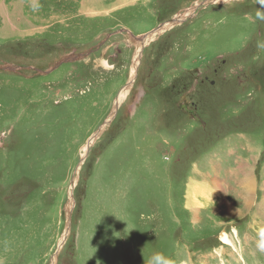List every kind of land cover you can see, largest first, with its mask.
Instances as JSON below:
<instances>
[{"label": "rangeland", "instance_id": "1", "mask_svg": "<svg viewBox=\"0 0 264 264\" xmlns=\"http://www.w3.org/2000/svg\"><path fill=\"white\" fill-rule=\"evenodd\" d=\"M220 1L0 0V65L90 50L0 71V264H264V0Z\"/></svg>", "mask_w": 264, "mask_h": 264}, {"label": "water", "instance_id": "2", "mask_svg": "<svg viewBox=\"0 0 264 264\" xmlns=\"http://www.w3.org/2000/svg\"><path fill=\"white\" fill-rule=\"evenodd\" d=\"M208 2H209V0H207ZM211 1H216V0H211ZM206 3H197L196 5H205ZM195 8V7H194ZM193 8V9H194ZM170 23H172V22H175V20L174 19H172L171 21H169ZM177 22V21H176ZM165 25L166 24H161L159 27H157L156 29H154L152 32H150V33H148V34H145V35H142V36H139V37H133L132 36V38L135 40V41H137V42H139V44H143L145 41H146V39L149 37V36H151V35H155L156 33H158L159 31H160V29L162 28H164L165 27ZM165 29V28H164ZM145 47V45H143V48ZM142 48V49H143ZM89 52H90V50L89 51H87V52H82V53H69V54H66V55H64V56H62L61 57V59L58 61H54V63L52 64V66L50 67V68H48L44 73H42L41 75H47V74H49V73H51L59 64H66V63H72V62H76V61H81V60H83L88 54H89ZM141 52V51H140ZM140 52L138 53V57L140 56ZM57 65V66H56ZM55 66V67H54ZM11 69H13L10 65H0V71H3V70H11ZM136 72H137V69H136ZM135 76H136V73H135V75H134V77H133V80L131 81L130 79H129V81L127 82V84L125 85V88H130L131 87V85L133 84V81H134V79H135ZM118 107H119V102L116 100V103L114 104V108H116V109H118ZM116 112H117V110H116ZM116 112L115 111H112V114H111V117H110V119L111 118H113L114 116H115V114H116ZM110 122V120H108V121H104L103 122V124H102V126H104V125H106V124H108ZM102 132V129L99 127L97 130H96V132L92 135V137L88 140V142H87V145H86V152H85V155H86V153L88 152V149L90 148V144H91V141L93 140V139H96V137L97 136H99L100 135V133ZM84 155V156H85ZM84 159V157H82L81 158V160H80V162H82V160ZM76 172V171H75ZM74 183H75V177L73 176L72 177V179H71V181H70V185L72 186H74ZM69 199H70V203H71V205H68V209H67V220H66V230H69V226H70V223H71V214H72V209H73V207H74V199H73V193L71 192L70 194H69ZM73 205V206H72ZM54 258V257H53ZM52 263H53V260H52Z\"/></svg>", "mask_w": 264, "mask_h": 264}, {"label": "clouds", "instance_id": "3", "mask_svg": "<svg viewBox=\"0 0 264 264\" xmlns=\"http://www.w3.org/2000/svg\"><path fill=\"white\" fill-rule=\"evenodd\" d=\"M264 18V17H262ZM261 249H264V240L260 242ZM147 264H175V261L166 256L163 252L154 251L148 258Z\"/></svg>", "mask_w": 264, "mask_h": 264}, {"label": "bare ground", "instance_id": "4", "mask_svg": "<svg viewBox=\"0 0 264 264\" xmlns=\"http://www.w3.org/2000/svg\"><path fill=\"white\" fill-rule=\"evenodd\" d=\"M177 22H178V21H177ZM164 28H165V27H164ZM164 28H163V29H164ZM151 36H152V35H151ZM149 37H150V36H149ZM149 37H148V38H149ZM147 40H148V39H146V41H147ZM146 41H145V42H146ZM145 42H144V43H145ZM139 45H140V44H139ZM141 45H142V44H141ZM143 45H146V44H143ZM143 45H142V47H143ZM59 65H60V64H59ZM56 66H57V65H56ZM54 67H55V66H54ZM43 75H44V74H43ZM132 76H134V73L132 74ZM130 80L132 81L133 79H130ZM127 92H128V91H126V89H125V91H124V92L122 93V95H121V98L119 97L118 99H119V100H120V99H123V100H124V97L126 96ZM84 148H85V147H84ZM253 183H254V181H253ZM246 185H247V184H246ZM208 187H209V186H208ZM250 187H251V186H250ZM248 188H249V186H248ZM248 188L246 187V191H247V193H248V190H247ZM245 193H246V192H245ZM243 195H244V194H243ZM248 196H249V195H248ZM249 197H250V196H249ZM245 199L249 201L250 198L248 199V197H245ZM245 202H246V201H245ZM222 203H223V202H222ZM222 203H221V204H222ZM219 204H220V203H219ZM242 205H243V204H242ZM245 208H246V207H245ZM213 209H214V208H213ZM229 210H230V208H229ZM237 211H238V210H237ZM238 215H239V214H238ZM223 241H224V240H223ZM53 264H54V263H53Z\"/></svg>", "mask_w": 264, "mask_h": 264}, {"label": "flooded vegetation", "instance_id": "5", "mask_svg": "<svg viewBox=\"0 0 264 264\" xmlns=\"http://www.w3.org/2000/svg\"><path fill=\"white\" fill-rule=\"evenodd\" d=\"M62 56H60L58 59H60Z\"/></svg>", "mask_w": 264, "mask_h": 264}]
</instances>
